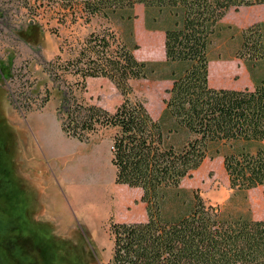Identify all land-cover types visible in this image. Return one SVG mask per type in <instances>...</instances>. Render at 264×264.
I'll return each instance as SVG.
<instances>
[{
    "label": "trees",
    "instance_id": "1",
    "mask_svg": "<svg viewBox=\"0 0 264 264\" xmlns=\"http://www.w3.org/2000/svg\"><path fill=\"white\" fill-rule=\"evenodd\" d=\"M65 1L80 2L88 16L110 22L118 17L119 24L130 26V44L112 30L92 33L78 56L51 74L54 83L64 73L78 78L73 88L61 90L57 113L65 135L85 142L112 131L115 182L142 191L147 221L110 223L111 264H264V220L224 216L200 195L187 215L171 220L164 211L167 192L219 155L232 189L264 187V80L244 90L209 83L210 50L220 22L230 9L264 5V0ZM138 4L146 8L149 29L166 26L165 62L134 55ZM241 39L236 57L250 61L253 76L264 62V22L242 30ZM14 76L11 70L9 79ZM88 78H106L116 87L123 102L114 112L76 96ZM139 80L172 81L157 119L143 102L130 98L132 82ZM46 93L44 104L51 96L48 88ZM225 146L229 151L222 155Z\"/></svg>",
    "mask_w": 264,
    "mask_h": 264
},
{
    "label": "rangeland",
    "instance_id": "2",
    "mask_svg": "<svg viewBox=\"0 0 264 264\" xmlns=\"http://www.w3.org/2000/svg\"><path fill=\"white\" fill-rule=\"evenodd\" d=\"M263 16L264 6L231 17L248 20L250 27L264 22ZM118 20L88 16L80 2L0 0V264H111V221H147L142 191L115 182L113 132L79 142L62 131L57 113L62 91L73 88L78 78L64 73L54 83L51 75L78 56L92 33L112 30L130 44V26ZM136 38L139 60L158 56L155 47L162 54L161 40L149 38L141 22ZM241 44L240 29L224 25L218 31L210 50L211 87L244 90L252 77L253 82L264 80V62L251 76L250 61L236 58ZM219 58L229 61L228 67L218 64ZM243 64L249 70H242ZM86 83L83 90L75 89L79 99L110 112L123 102L108 79ZM132 87L131 100L143 102L159 118L169 85L139 80ZM47 88L51 96L44 104ZM220 150L222 155L229 151L227 146ZM196 195L224 216L264 220V187L232 189L221 155L207 158L179 189L167 192V218L187 215ZM101 204L105 209L100 212Z\"/></svg>",
    "mask_w": 264,
    "mask_h": 264
},
{
    "label": "crops",
    "instance_id": "3",
    "mask_svg": "<svg viewBox=\"0 0 264 264\" xmlns=\"http://www.w3.org/2000/svg\"><path fill=\"white\" fill-rule=\"evenodd\" d=\"M262 6H264V5L252 6V7H240V9H241L240 12H238V10L232 8V9H230L227 12V14L225 15V17L220 22V24L222 26H224V25H226V26H228V25L229 26H234V27L240 29V31H242V30H244L246 27H248L250 25V23L248 22V20H245L244 18H241V19H238L237 20V19L232 18L231 16L232 15H236V14L240 16V15L243 14V12L245 10H248L250 12V9H254V8H258V7H262ZM134 11H135V14H136V19H134V21H133V30H134V38H135V41L138 44V46H139V43L140 42H138V40L136 38V34H137V26H138V23L139 22H141L143 32L146 33V35L149 38H151L153 41L154 40H156V41H160L161 40L162 54H161L160 48L155 47L153 50L155 52H158L157 53L158 56L153 55L152 57H147V58H145V60H140V61L165 62L166 61V51H165V28H166V26H164V25L158 26V27L151 26V28L149 29L146 26V8H145V6L142 5V4H138V5L135 6ZM260 20L261 21H264V16L262 18H260ZM140 49L141 48L139 47V49H137V50L134 51L135 57L137 55V51L140 50ZM216 61L218 62V64L226 65L225 67H228L227 65H228V62L229 61H224L223 59H220V58L217 59ZM210 67H211V65H210ZM241 69L242 70H249V68H248V66L246 64H243ZM225 71L226 70L222 71L221 74L222 75H225ZM93 79L100 80V79H105V78H88L87 80L96 81V80H93ZM222 79H225V76H223ZM161 82L167 83L169 85V88L168 89H170L171 86H172V81H170V80L161 81ZM253 86H254V82H253V79L251 78L250 85H249V89H252ZM101 206H103V204H101ZM104 209H105V206H103V208L100 209L99 211L101 212ZM97 216H100V215H98V212L96 214H94L93 218L96 219Z\"/></svg>",
    "mask_w": 264,
    "mask_h": 264
},
{
    "label": "bare ground",
    "instance_id": "4",
    "mask_svg": "<svg viewBox=\"0 0 264 264\" xmlns=\"http://www.w3.org/2000/svg\"><path fill=\"white\" fill-rule=\"evenodd\" d=\"M95 168V167H94ZM100 193V192H99ZM100 197V196H99Z\"/></svg>",
    "mask_w": 264,
    "mask_h": 264
}]
</instances>
